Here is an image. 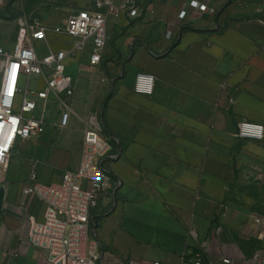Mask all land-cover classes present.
I'll return each instance as SVG.
<instances>
[{
    "label": "crops",
    "instance_id": "1",
    "mask_svg": "<svg viewBox=\"0 0 264 264\" xmlns=\"http://www.w3.org/2000/svg\"><path fill=\"white\" fill-rule=\"evenodd\" d=\"M189 1L135 0L139 16L123 11L109 19L98 65L87 67L84 57L70 61L69 125L80 122L75 155L58 177L55 165L37 155L9 161L1 182L0 264H51L44 249L27 241V216L42 219L44 206L35 195L22 196V186L34 162L46 184L78 167L84 120L92 114L118 152L108 167L120 182L92 209L84 236V246L96 245L98 264H192L185 260L191 249L206 264H264V232L245 230L226 199L230 187L254 182L264 170V139L237 134L242 120L264 125V0H197L213 7L212 15ZM69 4L76 11L93 7L94 0ZM183 8L187 15L180 19ZM53 34L48 35L52 43ZM115 53L125 57L119 73L109 61ZM138 72L155 77L152 94L134 91ZM101 77L110 83L106 95L108 83L104 89L96 86ZM91 92L95 109L85 99ZM59 115L60 107L50 101L48 123L39 135L55 154L54 130L69 128L55 124ZM39 136L31 138L34 145ZM249 226H256L253 220Z\"/></svg>",
    "mask_w": 264,
    "mask_h": 264
},
{
    "label": "built area",
    "instance_id": "2",
    "mask_svg": "<svg viewBox=\"0 0 264 264\" xmlns=\"http://www.w3.org/2000/svg\"><path fill=\"white\" fill-rule=\"evenodd\" d=\"M6 1L0 0V11ZM189 6L207 14L215 13L213 7L197 0H190ZM123 11L131 17L140 15L135 0H122L119 4L114 0H94L93 7L72 11L64 25L22 23L11 49L0 42V185L1 172L8 168L18 139L28 140L44 132L50 101L60 107L55 124L60 128L69 125L72 109L67 98L74 93V77L67 67L70 61L80 57L87 60V67L98 65L108 39V21L111 17H120ZM186 15V8L178 13L180 19ZM49 32L71 38V42L65 47L53 46ZM31 77H35L39 87H29ZM154 84L152 74L138 72L133 89L150 95ZM84 122L83 151L78 167L65 170L59 182L46 184L39 181L34 162L22 186V196L35 195L44 206L42 219L27 216V241L37 249H44L51 264L99 263L96 245L87 241L84 246V236L91 223V211L99 199L120 185L108 167L118 152L103 134L95 115H89ZM237 134L240 138L264 139V125L242 120ZM255 222L260 219L256 218ZM194 264H200L199 260Z\"/></svg>",
    "mask_w": 264,
    "mask_h": 264
},
{
    "label": "rangeland",
    "instance_id": "3",
    "mask_svg": "<svg viewBox=\"0 0 264 264\" xmlns=\"http://www.w3.org/2000/svg\"><path fill=\"white\" fill-rule=\"evenodd\" d=\"M70 0H7L3 5L0 11V42L11 49V43L14 41L16 36V31L19 25L22 23H30L37 21L41 24H45L49 27H52L56 24L64 25L66 19L71 13L72 9L76 7H71L69 4ZM111 23L109 24V26ZM55 35V42L52 43L53 46H57V41L67 42V46L71 42V38ZM125 57L121 58L118 54L112 55L109 61L115 62V70L119 73V65L124 64ZM112 78V75H109ZM102 78V77H101ZM104 78L96 86L104 89L106 86V92L104 95L109 93V82H104ZM30 88H37L39 84L35 77L30 79ZM83 88V87H82ZM95 93L91 92L88 96L85 97L86 101L91 102V108L95 109ZM94 101V104H93ZM97 101V99H96ZM103 101H101V105ZM80 126L79 120H77L76 125L71 124L69 128L64 131L54 130L52 143L55 148L59 150L58 153L50 151L48 148V143L44 140L45 136H39L37 138V145H34L33 139L21 140L18 139L15 147L13 148L10 155V162L12 164H17L23 161V159H28L31 156L37 155L38 160L52 163L57 168L53 174L55 177L61 175V169L68 159L75 155L76 151V138L78 135L77 129ZM51 136V135H50ZM38 147V149H36ZM33 154V155H31ZM41 156V157H40ZM21 158V159H19ZM20 161V162H19ZM33 167V164L30 169H28V175ZM12 169V168H11ZM25 172L22 169V174ZM250 174H255L252 171H249ZM27 173V172H26ZM2 175H7L5 171L1 172ZM21 174V173H20ZM227 201L229 202L231 208L235 212L236 219L241 223L242 227L247 226L245 230L252 228V234L258 235V232H264V170L258 173L256 180L251 183H238L233 187H230L227 191ZM259 218L260 222H255V219ZM255 223V227L249 226V222ZM252 241L250 240V243ZM264 247V246H263Z\"/></svg>",
    "mask_w": 264,
    "mask_h": 264
},
{
    "label": "trees",
    "instance_id": "4",
    "mask_svg": "<svg viewBox=\"0 0 264 264\" xmlns=\"http://www.w3.org/2000/svg\"><path fill=\"white\" fill-rule=\"evenodd\" d=\"M198 251L196 249H191L189 253L186 255L185 260L189 262V260L194 264L195 260H199L200 264H206V261L204 260L203 256L198 257L197 256Z\"/></svg>",
    "mask_w": 264,
    "mask_h": 264
},
{
    "label": "water",
    "instance_id": "5",
    "mask_svg": "<svg viewBox=\"0 0 264 264\" xmlns=\"http://www.w3.org/2000/svg\"><path fill=\"white\" fill-rule=\"evenodd\" d=\"M4 186L3 184L0 185V213L2 211V206H3V199H4Z\"/></svg>",
    "mask_w": 264,
    "mask_h": 264
}]
</instances>
